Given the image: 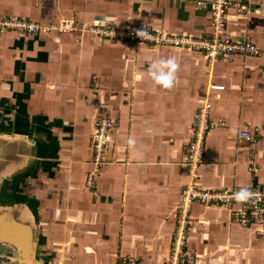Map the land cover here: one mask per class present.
<instances>
[{"label":"crops","instance_id":"0c3cea01","mask_svg":"<svg viewBox=\"0 0 264 264\" xmlns=\"http://www.w3.org/2000/svg\"><path fill=\"white\" fill-rule=\"evenodd\" d=\"M197 1L0 0V16L40 25L67 20L78 28L0 31V182L7 181L2 194L16 195L0 216L15 214L37 234L28 259L14 248L7 264H119L126 257L168 264L188 181L183 150L206 92L212 118L223 124L208 131L194 181L208 189L264 185V134L239 135L264 124V54L208 63L183 48L99 39L90 31L100 22L204 35L210 8ZM224 32L264 48V0H230ZM169 58L174 79L157 81L153 62ZM209 84L224 89L208 91ZM102 113L114 127L105 163L93 174V195L85 184L94 169L89 137ZM16 165L24 171L13 176ZM186 235L194 264H264V238L232 221L228 206L192 204Z\"/></svg>","mask_w":264,"mask_h":264},{"label":"built area","instance_id":"2783aa9c","mask_svg":"<svg viewBox=\"0 0 264 264\" xmlns=\"http://www.w3.org/2000/svg\"><path fill=\"white\" fill-rule=\"evenodd\" d=\"M210 8L209 30L204 35L194 36L189 34H168L167 32H150L147 29H117L109 25L93 24L90 31L99 38L112 40H126L132 43L158 44L172 46L192 51L206 62L227 59L234 54L260 56L264 54V48L257 46L248 38H233L224 32L226 23L227 6L230 0H210L208 2L198 0L196 5ZM244 5L239 9L243 10ZM78 28L72 21L60 20L40 25L24 17L0 16V31H17L34 34L37 32L54 31L59 34L69 33ZM85 32V29H80ZM224 89L220 84H209V90ZM201 99V103L194 115L192 134L183 150L181 164L185 168L188 181L182 185L180 198L176 210V224L170 243L168 264H194V255L187 246V225L189 222L190 207L195 202L203 205H221L230 208L231 220L244 227H253L259 238H264V185L252 187L233 188H202L194 181L197 177V168L204 161V140L209 130L223 121H215L211 116L210 95ZM114 127V121L102 113L95 121L89 137V146L92 150L91 162L94 169L86 178V186L96 195L93 174L98 167L105 163L106 154L110 142V131ZM264 134L262 126L248 127L240 131L239 135L245 140L261 137ZM119 264H137L131 258H122Z\"/></svg>","mask_w":264,"mask_h":264},{"label":"water","instance_id":"95a60500","mask_svg":"<svg viewBox=\"0 0 264 264\" xmlns=\"http://www.w3.org/2000/svg\"><path fill=\"white\" fill-rule=\"evenodd\" d=\"M19 155H22L20 152L18 153ZM23 156V155H22ZM20 165H16V166H13V168L12 169H14V173L12 174L13 176H18V174H20V173H22L23 171H24V169H22L21 167H19ZM18 171V172H17ZM12 176V177H13ZM7 181L4 179V180H2L1 182H0V186L1 185H5V184H7L6 183ZM3 187H5V186H3ZM13 202V201H12ZM9 203H11V202H9ZM2 204H4V202H2V201H0V205H2ZM15 204V203H14ZM13 204V205H14ZM12 214V213H11ZM9 216V215H8ZM9 221H10V223H11V225H12V228H13V230H14V234H13V237H14V242H13V246H14V248L16 249V250H18V249H20V248H22V252H21V255H22V259L23 260H27L28 259V256H27V252H31V245H32V241H34L35 239H36V236H37V234H36V230H34L33 229V231L32 230H30L29 229V227L28 226H26V227H28L27 229L29 230V234L27 235V234H25L24 233V235H25V237L24 238H22V240H21V235H22V233L23 232H25V231H28L26 228H25V224H23L22 222H21V220L20 219H18L17 217H16V215L15 214H13V216H9L8 218H7ZM2 222L4 223V222H6L5 221V219H3L2 220ZM7 223V222H6ZM32 231V232H31ZM28 236V237H27Z\"/></svg>","mask_w":264,"mask_h":264},{"label":"flooded vegetation","instance_id":"af4514ba","mask_svg":"<svg viewBox=\"0 0 264 264\" xmlns=\"http://www.w3.org/2000/svg\"><path fill=\"white\" fill-rule=\"evenodd\" d=\"M2 190V189H1ZM4 194H2V191L0 192V201L4 202V204L0 205V207L5 206V202L7 203V200L9 201L10 198L16 197V195L10 194V192L3 191ZM2 198V200H1ZM5 218L4 222L5 224V230H0V263L3 261V259L7 260V263L9 262V258L15 257L18 252L13 247L14 242V230L12 228V225L10 221L7 219L6 215L0 216V223ZM3 223V222H2Z\"/></svg>","mask_w":264,"mask_h":264},{"label":"clouds","instance_id":"9594fccd","mask_svg":"<svg viewBox=\"0 0 264 264\" xmlns=\"http://www.w3.org/2000/svg\"><path fill=\"white\" fill-rule=\"evenodd\" d=\"M174 68L175 61L173 58L167 60H158L154 61L152 64V75L157 81L165 80L168 83H171L174 79Z\"/></svg>","mask_w":264,"mask_h":264},{"label":"rangeland","instance_id":"374dc122","mask_svg":"<svg viewBox=\"0 0 264 264\" xmlns=\"http://www.w3.org/2000/svg\"><path fill=\"white\" fill-rule=\"evenodd\" d=\"M201 57V56H200ZM205 61V60H204ZM206 62V61H205ZM3 186H4V184L3 185H1L0 186V191H1V189H3ZM19 187V186H18ZM24 188V185H22V187L20 186L18 189H23ZM3 201V200H2ZM3 263L2 264H7V260L6 259H3V261H2Z\"/></svg>","mask_w":264,"mask_h":264}]
</instances>
